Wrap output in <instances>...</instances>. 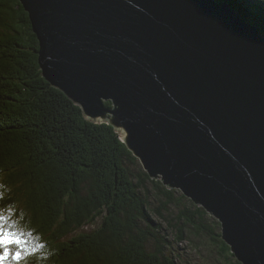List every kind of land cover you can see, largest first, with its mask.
Here are the masks:
<instances>
[{"label": "water", "instance_id": "obj_1", "mask_svg": "<svg viewBox=\"0 0 264 264\" xmlns=\"http://www.w3.org/2000/svg\"><path fill=\"white\" fill-rule=\"evenodd\" d=\"M20 1L45 79L216 217L239 262L264 264L260 29L227 0Z\"/></svg>", "mask_w": 264, "mask_h": 264}, {"label": "trees", "instance_id": "obj_2", "mask_svg": "<svg viewBox=\"0 0 264 264\" xmlns=\"http://www.w3.org/2000/svg\"><path fill=\"white\" fill-rule=\"evenodd\" d=\"M227 1L264 35V0ZM36 48L19 0H0V212L43 245L27 264H185L188 229L242 264L219 221L151 179L110 125L89 123L43 79Z\"/></svg>", "mask_w": 264, "mask_h": 264}, {"label": "rangeland", "instance_id": "obj_3", "mask_svg": "<svg viewBox=\"0 0 264 264\" xmlns=\"http://www.w3.org/2000/svg\"><path fill=\"white\" fill-rule=\"evenodd\" d=\"M263 1V0H261ZM19 3L22 5V2L19 0ZM23 7V5H22ZM25 10V9H24ZM26 11V10H25ZM27 12V15H28V18H29V12ZM243 17V15H241ZM244 18V17H243ZM244 20H246L244 18ZM29 23H30V26H31V21H30V18H29ZM262 33V32H261ZM35 34V33H34ZM36 36V39H37V48L35 50V54H36V63L39 67V70L41 72V67L39 66V63L37 61V56H38V50H39V40L37 38V35L35 34ZM41 76L43 77V79L50 85L52 86L53 88H56L58 89L59 91H61L63 93L62 90H60L59 88H57L56 86L54 85H51L50 82L45 79V77L42 75L41 73ZM64 94V93H63ZM65 95V94H64ZM67 97V96H66ZM69 99V98H68ZM71 100V99H69ZM100 100V104H101V107L103 109H112L114 107L113 105V102H112V99L110 97L104 99L102 97L99 98ZM72 104L74 107H76L78 110H80L81 114L83 115V111H82V108L80 106V104L78 103H74L72 100H71ZM106 116L107 117H111L112 116V113H106ZM83 117L89 122V123H92V124H107V125H110L113 129V125L111 123H108L107 121H100L99 123L97 121H92L88 118H86L85 115H83ZM114 133L117 134L119 140L125 144V142L120 138V134L118 133V131H115L113 129ZM126 146V144H125ZM127 147V146H126ZM127 149L131 152V154L139 161L141 167H142V162L140 161V159L134 154L132 153V150L129 149L127 147ZM142 169L144 170V168L142 167ZM146 173L147 171L144 170ZM148 174V173H147ZM149 176V174H148ZM150 177V176H149ZM151 178V177H150ZM151 179H155V178H151ZM158 180H160L158 178ZM161 181V180H160ZM162 182V181H161ZM180 191V190H179ZM181 192V191H180ZM182 193V192H181ZM196 205V204H195ZM201 207V206H200ZM203 208V207H202ZM204 209V208H203ZM205 210V209H204ZM206 211V210H205ZM208 213V212H207ZM210 215V214H209ZM212 216V215H211ZM214 217V216H213ZM217 221H219L216 217H214ZM101 221V218H97L94 222L92 223H89V222H86L87 224H85L84 226H82L81 228H79L78 230L75 229L72 231V235L77 233V232H80V231H90L96 227L99 226V223ZM221 227V226H220ZM77 230V231H76ZM202 234V233H201ZM220 234H221V228H220ZM170 240H173V234L170 235ZM222 240L225 242V240L222 238ZM206 243V244H205ZM226 243V242H225ZM227 244V243H226ZM178 249L180 251H182V255L185 259L188 260L187 263L185 264H231L230 263V260L227 258V257H224L221 255V253L219 252V249L218 247L215 245H213L211 243V241L209 240V236L205 235V234H202V235H194L192 230L191 229H188L187 231V235H186V239L184 241H182L181 243H179L177 245ZM231 252V251H230ZM237 260V259H236ZM181 264H184V263H181Z\"/></svg>", "mask_w": 264, "mask_h": 264}, {"label": "snow or ice", "instance_id": "obj_4", "mask_svg": "<svg viewBox=\"0 0 264 264\" xmlns=\"http://www.w3.org/2000/svg\"><path fill=\"white\" fill-rule=\"evenodd\" d=\"M42 248L31 232L20 228L12 216L0 212V264H27L28 258Z\"/></svg>", "mask_w": 264, "mask_h": 264}, {"label": "bare ground", "instance_id": "obj_5", "mask_svg": "<svg viewBox=\"0 0 264 264\" xmlns=\"http://www.w3.org/2000/svg\"><path fill=\"white\" fill-rule=\"evenodd\" d=\"M236 11V10H235ZM155 191V190H154ZM181 207V206H180Z\"/></svg>", "mask_w": 264, "mask_h": 264}]
</instances>
